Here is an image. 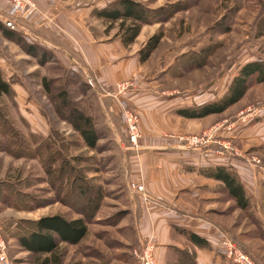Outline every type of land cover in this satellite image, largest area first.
Here are the masks:
<instances>
[{"label":"rangeland","instance_id":"rangeland-1","mask_svg":"<svg viewBox=\"0 0 264 264\" xmlns=\"http://www.w3.org/2000/svg\"><path fill=\"white\" fill-rule=\"evenodd\" d=\"M31 1L35 5L32 11H26L27 14L19 12L18 17L40 15V24L46 30L75 43L73 36L53 15ZM66 1L77 8L93 6L101 9L115 0ZM137 1L151 10L177 4L188 9L155 26L156 32L152 36L159 31L164 35L158 49L147 62H140L133 76L111 86L107 94L105 90H94L82 71L62 62L53 64V57H48L49 61L42 64L39 60H28L18 43L13 42L7 47V38L0 32L3 56L8 51L13 67L26 79L31 97L35 98L41 111L39 114L45 121L44 129L36 131V127L33 128L29 110L28 120L22 118L17 101L12 97H0V110L32 148L51 134L53 149H62L63 155L79 169L74 181L76 191L63 198L59 193L61 190L52 186L51 177L39 159L15 157L7 151H0V185H8L7 195L0 187V237L8 247V256L13 264H36L45 258L23 251L16 237L26 234L32 223L45 216L78 218L86 204L84 201L89 202L86 197L83 200L78 190L90 182L97 192L102 191L103 199L95 206L96 211L89 213L88 235L76 246L60 244L57 255L61 256L63 264H138L137 254L147 242L139 229L142 210L138 200L144 196L134 191L131 184L141 178L147 189V182L143 176L135 175L137 164L132 157L147 152V142L166 139L177 143L178 151L209 149L220 158H228L238 165L234 171L229 170L235 174L239 172L241 182L249 178L253 182L249 187L243 184L250 201L249 209H239L223 190L218 204L205 214L209 215L207 218L190 216L196 225L205 227L201 237L209 241L210 249L192 246L179 228H175L172 233L174 247L163 264H192L193 261L179 251L193 254L192 259L197 264H236L220 253L215 241L216 244L208 239L211 228L223 232L255 264H264V83L253 85L241 102L225 113L215 115L209 125H200L198 119L183 120L177 114L180 109L222 98L246 64L264 61V0ZM48 3L54 6L53 1ZM94 9L91 10L92 18L85 21L88 26L91 24V32L106 34L112 40L120 38L119 25L110 27L95 16ZM152 36L143 46L139 42L134 44L136 39L132 50L139 49L140 53ZM205 48L211 50L205 65L200 68L190 65L191 57ZM201 62L202 59L197 64ZM44 79L50 82V94L46 91ZM64 91L74 107L93 118L101 137L96 150L87 149L80 135L59 117L57 107L60 102L56 96ZM128 93L145 94L143 98L146 100H132L133 96ZM152 104L160 106L155 109ZM175 107L180 109L173 111ZM125 108L139 117L137 147L132 148L128 138ZM173 112H176L175 116ZM153 118L159 128L151 125ZM196 137L200 142H193ZM91 195L89 192L88 198ZM179 216L182 217V213ZM157 264H160L158 259Z\"/></svg>","mask_w":264,"mask_h":264},{"label":"crops","instance_id":"crops-1","mask_svg":"<svg viewBox=\"0 0 264 264\" xmlns=\"http://www.w3.org/2000/svg\"><path fill=\"white\" fill-rule=\"evenodd\" d=\"M34 1L42 11L53 15L57 22L68 30L75 39V43H69L46 30L40 24V15H29L23 18L15 16L10 12L6 0H0V22L20 33L28 43L36 44L41 49L47 50L50 57H53L51 60L53 64L62 62L74 70L82 71L94 90H105L106 94L111 90V86L127 80L136 73L140 64V56L139 49L132 50L133 46L138 42L143 46L146 40L156 32L157 24L144 26L136 42L130 46H124L121 37L112 40L106 34L98 35L91 32V24L88 26L85 21L92 18L91 10L97 7L77 8L74 4L69 5L71 3L66 0ZM48 1H53L54 6ZM13 44L7 39V47ZM3 53L0 49V68L3 78L11 84L12 98L17 101L20 115L28 120L26 116L29 110L31 113L29 120L33 128L36 127V131L44 129L45 121L39 114L41 111L35 103V98L31 97L26 79L22 78L18 69L15 70L13 67V60L8 51L4 56ZM24 54L28 60L33 59L37 62L39 60L42 64L40 54L33 57L25 50ZM128 95L133 96L132 100L134 98H139L140 101L146 100L143 98L145 94L142 93H128ZM200 105L202 104H197L195 107ZM152 106L157 109L160 105L152 104ZM178 109L180 108L175 107L173 111ZM175 113L173 112L174 116ZM214 117L215 115H211L198 119L199 124L209 125L212 120H215ZM154 120L153 118L151 125L159 128ZM147 143V152L132 157L134 163L137 164L135 175L143 176L147 182L146 191L141 193L144 199L140 197L138 200L139 209L143 211L139 217V229L146 241L149 237H153L157 259L160 264H163L171 248L174 247L172 245L173 229H183L199 236L204 234L205 229L203 228L205 227L196 225L194 220H190V216L207 218L209 215L205 214L218 204L224 190L222 182L209 178L208 173L219 167L234 171L238 165L228 158L223 159L216 156L209 149L182 152L177 150V143L166 139ZM187 147L188 145L184 149ZM242 182L249 187L253 181L249 178L243 179ZM180 213L182 217L179 216ZM191 245L194 246L192 243Z\"/></svg>","mask_w":264,"mask_h":264},{"label":"trees","instance_id":"trees-1","mask_svg":"<svg viewBox=\"0 0 264 264\" xmlns=\"http://www.w3.org/2000/svg\"><path fill=\"white\" fill-rule=\"evenodd\" d=\"M187 9V6L177 4L158 10H151L137 0H115L106 7L95 9L94 14L98 19L108 23L110 27L118 24V34L121 36L123 45L130 46L139 37L144 26L166 23L175 14ZM0 32L8 40L18 43L29 55L37 57L40 54L42 63L49 61L50 55L47 51L41 49L36 44L28 43L20 33L13 30L7 24L0 22ZM163 38V32L159 31L147 41L139 53L141 63H145L150 59L152 54L158 49ZM209 54H211V50L206 48L201 53L194 54L189 61L190 65L195 64L196 68L204 66ZM48 57L49 59H47ZM200 59H202V62L197 64V61ZM44 83L46 91L50 94V82L44 79ZM261 83H264V61L248 63L241 69L238 76L233 79L227 93L222 98L198 107L180 109L177 111V114L182 118L191 120L223 114L241 102L253 85ZM3 95L12 97V88L11 84L3 78L0 68V96ZM56 97L60 102V105L57 107L59 117L68 122L74 131L80 135L87 149L96 150L101 137L94 125L93 118L84 111L74 107L69 101L67 92H60ZM7 137L9 138L7 139ZM52 139L50 134L44 140L42 139L35 148H32L25 136L9 122L5 114L0 110V151H7L15 157L21 156L39 159L45 167L48 176L51 177L52 186H55L57 191L61 190L59 193L61 197L65 198L77 189L75 188L74 181L77 179L75 176L79 172V169L77 170L71 163V160L63 155L62 149H53L54 142ZM207 176L222 182L229 198L234 200L239 209H249L250 201L237 173H232L226 167H219L213 172L208 173ZM86 183L87 185H84V188L79 187L80 190L78 191L80 196L84 198L83 200L86 197L89 202L84 201L88 205H83L78 218L70 220L62 215L45 216L32 223V228L27 229L26 234L16 237L18 246L23 251L36 257L45 256L42 260L39 259L36 264H63L61 256L57 255L60 244L76 246L88 235L89 213L93 210L96 211L97 207L95 206H98L100 201L102 202L103 195L100 189L99 192L94 189L92 183ZM7 186V183L0 185L3 190H6V195ZM89 192L92 193L90 198H88ZM179 230L194 246L200 249L211 248L207 239L193 232H187L183 229ZM179 253L183 257L192 260V264H197L195 259H192L194 258L193 254L188 251H179Z\"/></svg>","mask_w":264,"mask_h":264},{"label":"built area","instance_id":"built-area-1","mask_svg":"<svg viewBox=\"0 0 264 264\" xmlns=\"http://www.w3.org/2000/svg\"><path fill=\"white\" fill-rule=\"evenodd\" d=\"M6 3L9 4V10L15 16H19V12L25 13L26 11H32V8L35 6L31 0H6ZM27 16L28 15H25L24 17ZM124 116L129 132L128 138L131 143V146L132 148L133 146L137 147L139 146L140 140V134L138 132L139 117L137 114L131 112L126 108L124 111ZM193 140V142H200L197 137ZM189 143L194 145L192 141H189ZM131 185L132 189L138 192L139 194L144 193L146 191L145 181L141 178L133 180V183ZM208 239L212 242L215 241L220 247V253L226 258L234 260L236 264H255L254 260L249 255L241 251L236 245V243L229 239L227 236H225V234L219 229H209ZM7 249L8 247L5 243L4 238L0 237V264H13L8 256ZM137 259L138 264H157L156 245L153 242V237L148 238L141 253L137 254Z\"/></svg>","mask_w":264,"mask_h":264}]
</instances>
